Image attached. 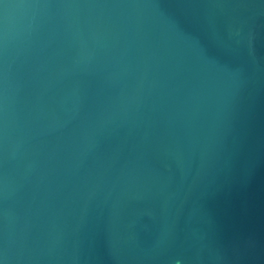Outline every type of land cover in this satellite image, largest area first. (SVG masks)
<instances>
[{
	"label": "water",
	"instance_id": "95a60500",
	"mask_svg": "<svg viewBox=\"0 0 264 264\" xmlns=\"http://www.w3.org/2000/svg\"><path fill=\"white\" fill-rule=\"evenodd\" d=\"M0 264H264V0H0Z\"/></svg>",
	"mask_w": 264,
	"mask_h": 264
}]
</instances>
